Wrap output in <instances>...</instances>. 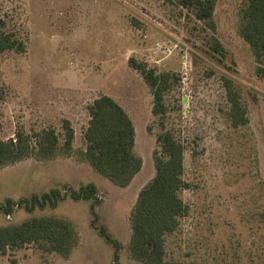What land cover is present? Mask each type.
<instances>
[{
    "label": "rangeland",
    "instance_id": "1",
    "mask_svg": "<svg viewBox=\"0 0 264 264\" xmlns=\"http://www.w3.org/2000/svg\"><path fill=\"white\" fill-rule=\"evenodd\" d=\"M180 0H0L6 29L25 45L0 56V136L17 129L53 127L63 142L69 119L72 150L51 159L24 156L0 166V226L30 217L67 219L79 241L68 256L37 243L0 252V264H143L129 251L130 214L141 188L155 174L159 133L169 130L184 146L180 196L188 212L166 235L172 264H264V59H256L239 28L246 0H214L211 20L199 19ZM169 72L166 110L152 112L150 86L129 59ZM232 80L247 122L233 127L224 85ZM112 96L135 129L139 172L115 184L84 158L87 106ZM92 182V198L69 196L55 206L26 200L53 188L70 192ZM22 201V204L19 202ZM104 225L119 244L91 223Z\"/></svg>",
    "mask_w": 264,
    "mask_h": 264
},
{
    "label": "trees",
    "instance_id": "2",
    "mask_svg": "<svg viewBox=\"0 0 264 264\" xmlns=\"http://www.w3.org/2000/svg\"><path fill=\"white\" fill-rule=\"evenodd\" d=\"M182 6L192 8L199 19L211 20L214 0H180ZM242 37L250 45L256 59H264V0H246L243 21L239 28ZM22 39L6 29L5 20L0 17V56L7 50L24 51ZM129 63L137 69L153 95L152 112L163 114L166 110L164 93L172 84L169 72L157 73L144 62L133 58ZM264 77V68L258 69ZM224 85L229 102L227 116L233 127L247 122L246 111L239 93L232 80L225 78ZM90 118L84 130L86 147L84 158L90 165L107 176L115 184L126 186L139 172L141 158L135 153V129L129 114L110 95L102 94L87 106ZM63 142L53 127L42 128L32 134L17 129L14 137L4 139L0 136V166L13 162L27 155L37 159H51L59 150L70 153L74 129L69 119H63ZM160 152L154 154L155 174L139 191L137 200L130 214L131 236L129 251L131 256L143 264H172L166 256V235L175 231L180 218L187 214L188 205L180 196V190L188 186L183 178L184 146L169 130H164L156 138ZM96 187L92 182L80 185L70 192L61 193L58 188L41 195L32 194L26 200L32 209L36 205L55 206L57 201L69 196L73 199L92 198ZM0 209H12L13 201L8 198ZM22 201L19 202V204ZM92 225L101 236L115 247L117 258L119 244L104 225H96L97 213L94 205L90 206ZM79 236L71 223L64 218L41 216L30 217L19 223L0 226V252L14 249L27 243H37L47 251H56L68 256L77 245Z\"/></svg>",
    "mask_w": 264,
    "mask_h": 264
}]
</instances>
